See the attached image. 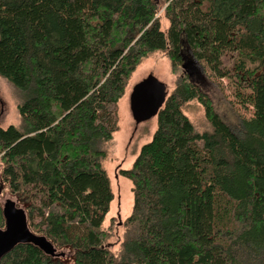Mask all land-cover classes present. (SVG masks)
<instances>
[{
  "label": "trees",
  "instance_id": "trees-1",
  "mask_svg": "<svg viewBox=\"0 0 264 264\" xmlns=\"http://www.w3.org/2000/svg\"><path fill=\"white\" fill-rule=\"evenodd\" d=\"M184 49L252 117L233 129L179 76L119 171L133 203L112 252L103 163L119 101L144 60L165 53L175 72ZM0 77L21 99L19 124L0 128V195L21 198L25 210L11 206L34 237L0 264H65L52 254L63 249L73 264H264V0H0Z\"/></svg>",
  "mask_w": 264,
  "mask_h": 264
},
{
  "label": "rangeland",
  "instance_id": "rangeland-1",
  "mask_svg": "<svg viewBox=\"0 0 264 264\" xmlns=\"http://www.w3.org/2000/svg\"><path fill=\"white\" fill-rule=\"evenodd\" d=\"M161 31L166 33L168 21L163 13L158 14ZM183 56L188 62L186 70L177 67L175 72L165 53H155L144 60L134 73L129 85L126 88L124 97L118 105V130L114 133L112 141L106 146V159L103 167L110 180L113 193V201L104 222V228L108 229L112 237L107 242V247L112 252L119 249L125 228L123 222L131 213L133 203L131 185L127 179L119 176L120 170L131 168L140 148L152 139L157 128L156 118L136 124L130 110V95L133 88L148 77H153L161 82L166 89V95L175 88L177 78L187 77L196 84L212 102L215 112L221 119L233 129H236L242 119H250L252 111L245 112L237 104L232 95L229 83L226 80H218L212 76L203 64L194 60L184 49ZM20 95L6 80L0 77V128L6 129L9 126L19 124L17 112L20 103ZM185 113L195 126L198 132L209 129L204 118L202 108L191 103L184 107ZM8 203L14 204L16 209H26L21 198L12 194L5 186L0 195V204L5 207ZM54 258L65 264H73L72 253L67 250H55Z\"/></svg>",
  "mask_w": 264,
  "mask_h": 264
},
{
  "label": "water",
  "instance_id": "water-1",
  "mask_svg": "<svg viewBox=\"0 0 264 264\" xmlns=\"http://www.w3.org/2000/svg\"><path fill=\"white\" fill-rule=\"evenodd\" d=\"M183 71L188 62L182 58ZM166 97L165 86L153 77H148L137 84L130 95V110L136 124L156 117ZM6 228L0 231V260L15 244L34 240L22 222L19 210L13 209L11 203L5 206ZM53 253V252H52Z\"/></svg>",
  "mask_w": 264,
  "mask_h": 264
},
{
  "label": "bare ground",
  "instance_id": "bare-ground-1",
  "mask_svg": "<svg viewBox=\"0 0 264 264\" xmlns=\"http://www.w3.org/2000/svg\"><path fill=\"white\" fill-rule=\"evenodd\" d=\"M52 254H54V251H53V253Z\"/></svg>",
  "mask_w": 264,
  "mask_h": 264
}]
</instances>
